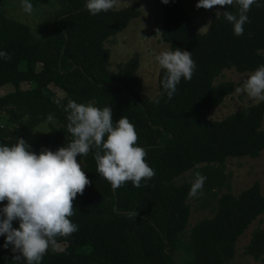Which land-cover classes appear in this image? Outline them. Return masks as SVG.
Segmentation results:
<instances>
[{
	"label": "trees",
	"instance_id": "16d2710c",
	"mask_svg": "<svg viewBox=\"0 0 264 264\" xmlns=\"http://www.w3.org/2000/svg\"><path fill=\"white\" fill-rule=\"evenodd\" d=\"M43 1L52 7V22L36 36L26 24L7 17L5 0H0V51L12 57L0 58V87L13 85L12 91L0 95V112L13 124L10 129L0 125V144L25 139L51 114L57 124L36 138L30 150L39 154L44 148L56 151L67 146L72 136L64 107L69 100L90 102L111 107L114 123L125 116L134 124L155 176L143 180L141 187L128 182L114 190L96 171L95 149L78 156L92 181L74 200L75 215L70 219L78 231L57 237L65 246L59 251L50 248L41 264H228L237 239L264 211L259 183L254 181L237 195L217 196L213 215L196 221L185 235L193 182L175 179L190 169L199 172L207 177L203 190L215 196L212 190L227 183L223 170L227 158H255L264 149V101L219 120L207 116L235 88L229 80L214 83L222 70L246 72L264 65V6H251L250 22L244 25V34L236 36L222 15L236 13V5L220 6L206 31L199 32L180 0L161 2L159 39L171 50L191 51L197 67L190 81L181 78L171 99L166 93L158 95L167 74L161 68L157 94L150 99L141 92L136 75L138 57L113 71L104 47L108 37L140 14L136 4L92 15L86 0ZM259 2L264 5V0ZM23 81L31 86L21 88ZM50 84L64 94L55 96ZM13 227L19 222L13 221ZM176 251L181 252L177 263ZM244 253L263 259L264 227L252 230ZM15 255L12 249L0 250V257H5L0 264H27L23 258L14 260Z\"/></svg>",
	"mask_w": 264,
	"mask_h": 264
},
{
	"label": "clouds",
	"instance_id": "9594fccd",
	"mask_svg": "<svg viewBox=\"0 0 264 264\" xmlns=\"http://www.w3.org/2000/svg\"><path fill=\"white\" fill-rule=\"evenodd\" d=\"M162 2L167 4L169 0ZM254 4L257 8L264 6L259 0H197L196 7L210 10L215 6H238L236 13L224 11L222 15L233 25L234 34L241 36L244 25L250 22L247 13ZM21 6L28 14L34 11L31 0H21ZM119 6L120 0H86V10L92 15ZM0 58L12 59L4 51H0ZM156 60L167 73L161 82L163 92L158 95L166 93L171 99L181 78L192 79L196 62L191 51L181 48L164 50ZM235 92L264 101V65L257 67ZM64 111L68 113L67 131L72 136L67 146L56 151L44 148L37 154L23 138L11 145L0 144V236L5 237L3 246L12 245V251L17 253L13 259L23 258L27 264H41L50 248L57 250V237L78 231L70 219L75 215L74 200L92 183L78 156H87L95 149L96 171L114 190L128 182L141 187L143 180L155 176L146 160L147 150L139 146L138 133L127 117L121 116L114 123L111 107L74 100L68 101ZM47 119L51 121L53 116L49 114ZM206 179L196 172L188 195L197 196ZM13 221L19 222L18 228L13 227Z\"/></svg>",
	"mask_w": 264,
	"mask_h": 264
},
{
	"label": "rangeland",
	"instance_id": "374dc122",
	"mask_svg": "<svg viewBox=\"0 0 264 264\" xmlns=\"http://www.w3.org/2000/svg\"><path fill=\"white\" fill-rule=\"evenodd\" d=\"M161 2L162 0H120L121 9L131 4H136L140 14L137 17L129 20L126 27L116 34L108 37L104 41V47L109 51L108 56V69L116 71L118 65L125 63L131 57H138V67L136 75L141 80V92L153 99L158 91L157 76L161 69L156 56L164 51L169 50V44L161 41ZM184 11L188 14L196 29L199 32H204L208 28L213 14H219L221 11L220 6H215L210 10L204 8H197V0H180ZM34 11L28 14L23 11L21 0H5L6 16L18 20L26 24L34 35L41 36L42 31L48 28L52 22V7L43 0H31ZM159 31V32H157ZM264 55V50L261 51ZM41 64L38 63L39 69ZM253 71L238 72L234 68L224 69L221 74L216 77L214 83L229 80L234 82L235 88L224 97L222 102L215 108L208 111L207 116L211 120H219L226 115L236 112L242 108L248 107L258 102V100L250 99L246 93H236L235 89L242 86L243 81ZM21 88L25 89L31 86L27 81L20 83ZM49 89L55 96H62L64 92L57 86L50 84ZM13 90V85L7 83L0 87V95H3ZM90 103V102H88ZM56 121L52 119L47 120L37 125L34 130L24 139L29 145L38 138L42 133L47 131L51 125H56ZM0 125L12 128L11 124L6 117V114L0 112ZM262 128H264V118L262 121ZM77 160L82 163L81 159ZM202 165V164H200ZM224 173L227 176V183L221 188H214L212 191L216 195H211V192L202 191L195 197H188L189 203V216L184 234L189 231L190 227L198 220L213 215V210L216 205V197L225 192H231L237 195L240 191L249 187L254 181L260 185L262 194H264V149L260 155L255 158L251 157H229L224 162ZM188 179L194 182L195 174L193 170H188L182 175L177 177L175 181L181 183L183 180ZM256 227H264V211L258 215L243 232V234L235 242V254L228 261V264H264V255L262 260H254L251 256L244 253V248L247 245L251 232ZM184 239H187L185 236ZM186 241V240H185ZM5 237L0 236V250L9 252L12 245L5 248ZM65 246L64 243H57V250H62ZM9 254V253H6ZM181 252H175L173 257L179 262ZM5 257H0V261ZM184 258V256H183ZM182 258V259H183ZM175 263H177L175 261ZM178 264V263H177Z\"/></svg>",
	"mask_w": 264,
	"mask_h": 264
}]
</instances>
